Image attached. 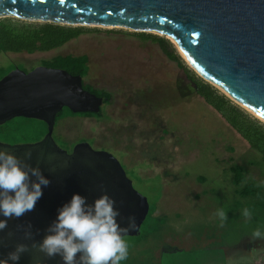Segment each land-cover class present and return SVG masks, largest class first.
Returning a JSON list of instances; mask_svg holds the SVG:
<instances>
[{
	"label": "rangeland",
	"instance_id": "1",
	"mask_svg": "<svg viewBox=\"0 0 264 264\" xmlns=\"http://www.w3.org/2000/svg\"><path fill=\"white\" fill-rule=\"evenodd\" d=\"M0 21L44 24L14 17ZM73 27L82 34L61 48L0 54V68L8 74L17 68L29 72L56 56L87 55L84 83L111 93L101 116H68L58 122L53 138L65 152L86 145L112 156L147 199L146 220L138 234L125 237L129 254L120 264H264V242L255 249L252 237L257 228L264 234V159L197 94L191 76H200L172 41L127 29ZM172 54L177 60H171ZM45 124L13 118L2 125L0 143L36 144ZM89 149L80 152L89 155ZM232 167H240L244 177L239 185ZM250 184L260 192L242 196L240 190ZM218 208L227 213L223 223L215 215ZM244 208L251 213L248 219ZM246 239L252 244L243 248L245 253L225 250Z\"/></svg>",
	"mask_w": 264,
	"mask_h": 264
},
{
	"label": "water",
	"instance_id": "2",
	"mask_svg": "<svg viewBox=\"0 0 264 264\" xmlns=\"http://www.w3.org/2000/svg\"><path fill=\"white\" fill-rule=\"evenodd\" d=\"M5 17L72 27L125 28L165 36L203 80L221 88L226 96L264 121V0H0V19ZM103 103L104 98L84 89L83 77L61 69L41 66L25 72L17 68L0 80V126L16 117L43 120L48 126L44 139L36 144L0 143V147H8L20 157L25 151H31L29 163L36 166L39 161L43 174L51 181L32 211L7 221V228L0 232V240L6 245L0 246V258L12 251L16 243L31 245L42 238L44 218L39 210L40 203L52 193H57L60 199L63 190L67 191L63 203L71 197L72 193L64 187L65 180L61 178L69 168L67 152L60 149L53 138L57 115L64 107L74 113L98 114ZM74 155L70 156L71 167L77 162ZM105 155L90 150L88 163H92L93 168L84 164L77 166L80 169L76 171L74 167L67 177L99 176L100 169L104 170ZM107 156L116 162L122 181L135 197L130 200L133 202L130 207L135 213L137 228L127 235H136L148 215V201L133 189L119 162ZM105 185L102 194L116 196L111 190L117 189L116 181L107 179ZM84 188L91 203L96 198L94 188L90 182L84 184ZM135 199L138 204L134 203ZM60 202L55 201L56 205ZM55 215L53 212L52 217ZM29 224L32 236L26 238ZM9 232L15 234L13 238H9ZM18 264L63 262L30 248Z\"/></svg>",
	"mask_w": 264,
	"mask_h": 264
},
{
	"label": "clouds",
	"instance_id": "3",
	"mask_svg": "<svg viewBox=\"0 0 264 264\" xmlns=\"http://www.w3.org/2000/svg\"><path fill=\"white\" fill-rule=\"evenodd\" d=\"M31 151H25L23 157L16 155L8 147H0V232L7 228V221L18 219L26 212L32 211L42 197L44 188L51 183L40 165L29 163ZM52 169H49L51 173ZM215 215L223 223L227 213L218 208ZM248 219V208L242 210ZM122 221L116 201L107 193L95 198L91 203L86 196L73 192L71 197L56 209L55 218L44 229V235L31 245L16 243L12 251L0 258V264H18L21 256L30 248H36L48 258L56 257L63 264H120L128 257V244L125 239L130 230H136L134 216L127 217L126 227ZM32 226L27 225L25 237L32 236ZM39 230H37V234ZM9 232V238L14 237ZM253 238H264L257 228ZM0 246L6 247L3 240Z\"/></svg>",
	"mask_w": 264,
	"mask_h": 264
},
{
	"label": "trees",
	"instance_id": "4",
	"mask_svg": "<svg viewBox=\"0 0 264 264\" xmlns=\"http://www.w3.org/2000/svg\"><path fill=\"white\" fill-rule=\"evenodd\" d=\"M82 29L77 27H68L63 25H57L53 23H44L41 25H17L10 21H0V54L6 53H27L33 54L36 52H48L52 50H56L61 48L68 42L73 39H76L82 34ZM151 36V35H150ZM162 40V39H160ZM171 60H177V55L172 54L170 55ZM42 66L52 69H61L67 71L69 74L73 76H81L83 79L87 77L89 74V58L87 55H80V56H56L51 60L44 61ZM8 72L3 68H0V80L4 78ZM192 81L196 86L197 94L202 97L205 102L216 112H218L226 122L235 130L237 131L243 140L252 148L254 149L260 156L264 159V124L259 122L257 119H252L249 115L242 110L237 105H233L232 101L225 96L224 94L220 93L218 89H216L213 85L206 82L200 77H196V75L191 76ZM84 89L96 94L99 97L104 98V104H109L112 99L111 93L105 90H98L94 87L84 84ZM82 116V117H95L101 116L102 111L98 114L86 112V113H74L69 108L64 107L62 112H60L57 117L56 121H60L68 116ZM24 119H29L22 117ZM45 133L42 137L37 138V143L42 141L44 136L48 132V126L45 124ZM2 125L0 126L1 129ZM55 142V141H54ZM56 144V142H55ZM57 145V144H56ZM58 146V145H57ZM60 148V147H59ZM61 149V148H60ZM70 152H67L66 158L68 160L69 168L63 172L62 179L65 180L63 182L64 187H68V190L73 192H78L83 196H86V189L84 188V184L90 182V185L94 188V192L97 196L102 195L103 188L106 187L105 181L110 179V175L108 171L100 169L102 173L98 172V175H92V178L89 176H82V177H67L69 172H71L72 168L88 164L82 158L79 160L77 159L76 164L71 167V157ZM92 164V163H91ZM89 165V164H88ZM92 169V165H89ZM78 168V167H77ZM232 171L234 172V184L239 185L244 177L241 173L240 167H232ZM97 174V172H94ZM96 178V179H95ZM90 180V181H87ZM102 188H100V186ZM117 189H111L112 193H115L116 196L113 199L116 201V206L119 208L121 213L122 221L118 217V223L126 222V218L129 216H134V212L131 211L130 205L133 202H130V198L127 199L121 193L119 186H116ZM112 188V186H111ZM116 191V192H115ZM258 188H254L251 184L247 187L240 190V194L242 196H248L251 194L259 193ZM87 197V196H86ZM89 202V201H88ZM90 203V202H89ZM47 202L40 203V212L42 214L43 219V235L44 229L51 223L54 219L53 212H51L50 207L48 208ZM52 208V207H51ZM146 220V219H145ZM144 223V222H143Z\"/></svg>",
	"mask_w": 264,
	"mask_h": 264
},
{
	"label": "flooded vegetation",
	"instance_id": "5",
	"mask_svg": "<svg viewBox=\"0 0 264 264\" xmlns=\"http://www.w3.org/2000/svg\"><path fill=\"white\" fill-rule=\"evenodd\" d=\"M41 67V66H40ZM34 70V69H33ZM32 71V70H31ZM25 72H27V71H25ZM30 72V71H29ZM85 84V83H84ZM86 90V89H85ZM104 104V103H103ZM102 108V107H101ZM101 112V111H100ZM59 122V121H58ZM58 122L57 121H55V126H54V129H55V127L57 126V124H58ZM78 148H77V152H76V154L74 155L73 154V150L70 152V155L72 156V155H74V158H75V160H77V159H81V156H82V159L84 160V161H87V160H89L88 159V156L89 155H87L86 153H84V152H80L81 150H82V147H83V149H86V148H88L86 145H78L77 146ZM67 154V153H66ZM66 156V155H65ZM107 159H104V161H105V163L107 164L106 166L108 167L107 169H106V167L104 166V169L106 170V171H108V173H109V175H110V180L111 181H116V183H117V185L119 186V188H120V191H121V193L124 195V197L125 198H127V199H129V196H131V193H130V190L128 189V186L126 185V182L125 181H122V178H121V175H120V171H119V167H118V165L116 164V162L112 159V158H110V157H108V156H105ZM70 161H71V159H70ZM89 165H92L91 163H88ZM92 167H93V165H92ZM77 168V167H76ZM64 191V190H63ZM62 191V192H63ZM72 195V194H71ZM57 197H58V194L57 193H52L51 194V196H49L48 198H46V200H44V203H46L47 202V206H48V208L50 207V209H48V210H51V212H55L56 211V209H57V206L58 205H56V203H55V201H60L59 200V198L57 199ZM94 197H99V196H97L96 195V193H95V196ZM40 206L41 205H39V208H40ZM52 207V208H51ZM126 223H127V220H126V222L125 223H122L123 225H122V227H126L127 225H126ZM262 242H264V239H262V241L261 240H259V238H257V239H255L254 238V245L253 246H255V249L257 248V247H259V246H261V244L260 243H262ZM249 241H248V239H246L245 241H244V243H240V244H237L236 246H234V247H231V249H228V247H226L225 248V250H232L233 252H242V253H245L243 250V248L245 247V246H251V245H249ZM250 244H252V243H250Z\"/></svg>",
	"mask_w": 264,
	"mask_h": 264
},
{
	"label": "bare ground",
	"instance_id": "6",
	"mask_svg": "<svg viewBox=\"0 0 264 264\" xmlns=\"http://www.w3.org/2000/svg\"><path fill=\"white\" fill-rule=\"evenodd\" d=\"M119 29H125V28H119ZM127 30H129V29H127ZM131 31V30H130ZM189 65V64H188ZM191 68H192V66L191 65H189ZM193 69V68H192ZM217 87V86H216ZM219 90H221L224 94H225V92L221 89V88H219V87H217ZM228 96V95H227ZM229 97V96H228ZM230 98V97H229ZM231 100H233L234 102H236L237 104H239L240 106H242L244 109H246L247 111H249L251 114H253L255 117H257L259 120H261L262 122H264L263 121V119H261L260 117H258L253 111H251V110H249L247 107H245L244 105H242L241 103H239V102H237L236 100H234V99H232V98H230Z\"/></svg>",
	"mask_w": 264,
	"mask_h": 264
}]
</instances>
